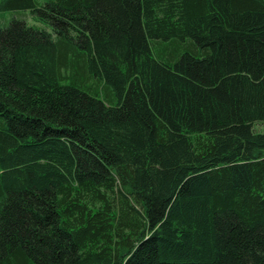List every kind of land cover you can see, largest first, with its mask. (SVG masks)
Segmentation results:
<instances>
[{
  "label": "trees",
  "instance_id": "trees-1",
  "mask_svg": "<svg viewBox=\"0 0 264 264\" xmlns=\"http://www.w3.org/2000/svg\"><path fill=\"white\" fill-rule=\"evenodd\" d=\"M1 13L0 264H264V0Z\"/></svg>",
  "mask_w": 264,
  "mask_h": 264
},
{
  "label": "rangeland",
  "instance_id": "rangeland-1",
  "mask_svg": "<svg viewBox=\"0 0 264 264\" xmlns=\"http://www.w3.org/2000/svg\"><path fill=\"white\" fill-rule=\"evenodd\" d=\"M12 18V15L10 13H1L0 14V22L2 21H9ZM28 24H33V20L28 17L27 19ZM166 47L168 48V52L170 53V58H174L178 52H183V46H178L175 43L172 44H166ZM253 131L256 133H264V123H256L253 125Z\"/></svg>",
  "mask_w": 264,
  "mask_h": 264
}]
</instances>
